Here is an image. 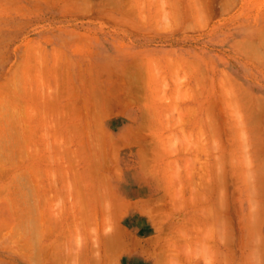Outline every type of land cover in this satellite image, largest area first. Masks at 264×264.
Returning a JSON list of instances; mask_svg holds the SVG:
<instances>
[{
  "label": "rangeland",
  "instance_id": "374dc122",
  "mask_svg": "<svg viewBox=\"0 0 264 264\" xmlns=\"http://www.w3.org/2000/svg\"><path fill=\"white\" fill-rule=\"evenodd\" d=\"M0 264H264V0H0Z\"/></svg>",
  "mask_w": 264,
  "mask_h": 264
},
{
  "label": "crops",
  "instance_id": "0c3cea01",
  "mask_svg": "<svg viewBox=\"0 0 264 264\" xmlns=\"http://www.w3.org/2000/svg\"><path fill=\"white\" fill-rule=\"evenodd\" d=\"M114 229H118V230L122 231L123 236H120V237H138L136 235L131 234L125 227L122 226L121 222H119V221L116 222ZM144 229H145L144 230L145 234L143 236H140L141 238H139L141 240L140 241L141 243L148 238L154 237V235H155L154 234V226L151 223L148 225V227L145 226ZM108 237H111V233ZM122 241H124V240H122ZM124 244L126 245V242ZM142 245H141V247H143ZM139 252L140 251H137L136 255H138Z\"/></svg>",
  "mask_w": 264,
  "mask_h": 264
}]
</instances>
